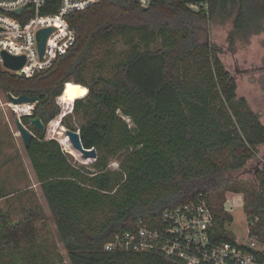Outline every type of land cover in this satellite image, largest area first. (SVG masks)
<instances>
[{
  "label": "trees",
  "instance_id": "obj_1",
  "mask_svg": "<svg viewBox=\"0 0 264 264\" xmlns=\"http://www.w3.org/2000/svg\"><path fill=\"white\" fill-rule=\"evenodd\" d=\"M49 1L56 4L42 13L56 12L57 0ZM229 17L230 40L258 30L264 0H156L144 8L136 0H100L67 16L75 40L50 67L26 77L0 65V93L37 97L20 116L34 134L25 149L69 264H182L159 252L108 251L104 244L134 219L159 220L201 192L213 214L212 240L233 241L226 228L233 218L211 202L208 184L256 155L264 125L238 96L218 45L195 38L198 24ZM119 41L124 49H116ZM69 88L82 90L68 104L74 101L83 122L76 129L66 116L61 123L95 149L87 168L72 164L56 138L30 123L40 118L53 135L62 117L58 102ZM255 176L258 189L243 208L250 225L264 218V163ZM37 214L31 206L14 219L0 206V264H65L37 232ZM252 231L264 236L259 223Z\"/></svg>",
  "mask_w": 264,
  "mask_h": 264
},
{
  "label": "rangeland",
  "instance_id": "obj_2",
  "mask_svg": "<svg viewBox=\"0 0 264 264\" xmlns=\"http://www.w3.org/2000/svg\"><path fill=\"white\" fill-rule=\"evenodd\" d=\"M233 24L231 17L198 24L195 38L202 42L218 45L220 48L219 58L229 74L234 77L238 96L246 99L248 106L258 114L264 125V21L260 29L252 28L247 34H235L230 40ZM124 48L122 42L116 43L117 50ZM81 94V89L69 88L66 90L63 95V103L60 104L57 100L63 114L59 119L60 125L54 127L53 135L49 134L47 129L49 123L45 131L47 137L53 136L61 143L72 164L87 168L93 160L88 159V162L85 163L83 158H75L71 152L72 149L65 146L64 133L60 130L61 127L67 128L61 123L66 116H68L72 127L76 129L83 122L82 116L72 110L74 101L68 104L70 100L79 98ZM6 101L3 93H0V206L4 209L9 208L11 217L14 219L22 217L24 209L27 214L28 209L34 206L39 217L34 220L37 232L40 233L42 239L46 240L45 242L48 243L53 253L59 254L64 259V263L69 264L67 252L59 240L55 223L39 184L36 182L22 138L17 132L15 118L25 115V113L17 109L14 110V106L5 104ZM24 106L29 108L27 105ZM118 162V157L112 159L109 162V167L115 170L119 165ZM263 163L264 145L258 147L256 155L244 167L219 175V182L227 183V186L216 181L210 182L208 194H210L213 204L222 203L223 210L232 216L233 219L226 223V228L233 235V240L248 244L252 238L264 251V236L252 231L257 223L264 230V218L261 220L258 217L252 218L250 225L247 218L248 211L243 210L244 206L248 205L252 191L258 189L255 173ZM41 238L38 239L41 241Z\"/></svg>",
  "mask_w": 264,
  "mask_h": 264
},
{
  "label": "built area",
  "instance_id": "obj_3",
  "mask_svg": "<svg viewBox=\"0 0 264 264\" xmlns=\"http://www.w3.org/2000/svg\"><path fill=\"white\" fill-rule=\"evenodd\" d=\"M99 1L57 0L56 12L42 13V8L56 2L0 0L1 67L26 77L50 67L75 40V31L69 26L67 16ZM136 1L144 8L156 0ZM188 6L192 9L197 7L192 4ZM15 10H20V13H14ZM45 27L54 30L46 39L43 56L39 57L37 33ZM2 51L24 55L25 64L18 70L5 68L2 64ZM5 104L14 106L16 110V105L8 100ZM31 107L24 113H30ZM161 213L156 221L142 217L134 219L129 229L114 234L104 244V248L115 252H159L166 259L182 264H264V251L252 238L248 244L237 240H212L213 214L202 192Z\"/></svg>",
  "mask_w": 264,
  "mask_h": 264
},
{
  "label": "water",
  "instance_id": "obj_4",
  "mask_svg": "<svg viewBox=\"0 0 264 264\" xmlns=\"http://www.w3.org/2000/svg\"><path fill=\"white\" fill-rule=\"evenodd\" d=\"M20 10H15L14 13L19 14ZM51 27H45L38 31L37 33V46L39 50V57H42L44 54V49H45V42L48 37V35L53 31ZM2 56V64L5 68L11 69V70H18L23 67L25 64V56L24 55H12L8 54L6 51H2L1 53ZM6 98L9 103H12L14 105H30L33 104L34 102L37 101V97L35 96H30V95H25V94H20V95H13L10 93L6 94ZM33 107V106H32ZM29 114V113H28ZM15 123H16V128L17 132H19L24 148H27L29 146V143L34 136L33 132L28 130L27 127L21 122L20 117L15 118ZM30 123L37 128L40 131L46 130V126L41 122L40 118L35 117L30 120ZM66 136L68 140L71 143V146L78 151L79 153H83V155L87 159H92L94 160L96 157V151L95 149H89L85 148L82 145V142L80 140V134L79 131L72 130L70 128H64ZM57 140V139H56Z\"/></svg>",
  "mask_w": 264,
  "mask_h": 264
},
{
  "label": "bare ground",
  "instance_id": "obj_5",
  "mask_svg": "<svg viewBox=\"0 0 264 264\" xmlns=\"http://www.w3.org/2000/svg\"><path fill=\"white\" fill-rule=\"evenodd\" d=\"M16 109L18 110V111H22V112H25L26 113V111H27V107L26 106H24V105H16ZM61 132L62 133H64V144H65V146L66 147H69V148H71L72 150L74 149L72 146H71V143H70V141L68 140V138H67V136H66V133H65V130H64V127H61ZM55 138V137H54ZM75 150V149H74ZM76 151V150H75ZM76 152H78V151H76ZM79 153V152H78ZM80 154H81V156H80V158H83V159H86V157L83 155V153H81L80 152Z\"/></svg>",
  "mask_w": 264,
  "mask_h": 264
}]
</instances>
